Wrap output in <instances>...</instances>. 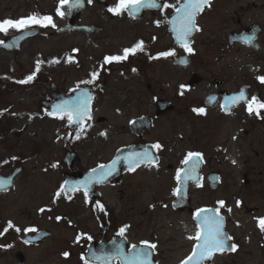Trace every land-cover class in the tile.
<instances>
[{
  "label": "flooded vegetation",
  "instance_id": "af4514ba",
  "mask_svg": "<svg viewBox=\"0 0 264 264\" xmlns=\"http://www.w3.org/2000/svg\"><path fill=\"white\" fill-rule=\"evenodd\" d=\"M95 1L99 4V0ZM100 1L104 3L103 5L105 7L108 6V2L118 3V0ZM0 2L13 3L15 0H0ZM157 2L161 5L169 4L179 6L183 0H157ZM152 9L134 16L129 12H124L123 14L130 19H140L148 15L152 19L151 26L155 29L158 28V31L164 32L168 37V43L165 49L154 50L153 53L147 56V60H145L147 63L170 62L175 68L179 67L177 66V58L185 53L181 55L177 54V50H183V48L175 43L174 33L171 31V24L169 23L176 15L175 8ZM196 23L200 31L194 32L191 36V46L193 45V38L199 34H206L213 37H219L220 35L221 38L219 40L209 41V46L212 45L214 47L216 42V45L221 50L223 48H226V50H235V55L241 54L240 52L242 51H247L249 56L253 57L252 70L254 75L245 78L243 81L237 74L240 72L238 68L236 69L237 73L231 70L234 67L233 65L223 67L221 70V78L214 77L209 81L205 80L196 72L189 74L190 76L182 86L183 90L191 91L201 85H204V87H201L203 89V95L199 102L200 104L185 109L187 114L182 112V109H178V97L176 95V99H174L171 96L158 95L154 93L155 91L152 93L136 92V94L131 96V99L120 102L117 105L111 101L112 108L110 110L111 112L113 111V115L115 113L125 119V124L121 129L123 130L122 133L126 135L127 140L114 147L107 158L95 159L94 165L83 169L76 168V165H79L80 153L82 152V149L76 144L77 138L76 134H74L76 126L69 125L67 122L68 138L62 151L61 165L64 169L61 175H55L53 182H45L44 180L27 182V187L30 189L25 190L29 193L28 198L31 199L32 204L33 195L35 197H41L46 192L47 187H51L47 191L48 201L40 205L36 203L29 205L32 207V213L28 211V216L31 218L28 224H23L15 216V218L3 217L0 219V264L4 262L6 264H84V260L81 257L87 259L89 264H124L123 260L116 255L114 241L116 243L123 242L125 256L130 255L129 249H131L132 245H137L139 248L142 241L155 243L157 248L151 256L154 264H181L191 254L195 241L188 239V237L194 236L197 231L194 213L200 208L214 210L219 207V204L207 202L194 204L192 195L195 191L201 190L202 188L214 192L222 187V171L211 168V165H220L221 163L235 164L239 160L242 161L239 156L246 150L241 149V141H235L241 137L242 133H246L248 127L264 122V109L260 110V115L258 116L255 113L249 114L245 101L234 105L230 103V98L239 95L241 91L245 93L248 101H251L252 97H256L257 100L264 103V83H261L257 79L259 76H264V0H210L209 5L197 16ZM248 36L254 37V43L252 45H246L242 42L243 38ZM166 51H175L176 55L167 58L161 57L159 59L150 58ZM186 55L190 58L189 54L186 53ZM131 60V57H129L128 60L123 62H129L131 64L133 63ZM142 64L145 63L143 62ZM191 64L192 60L190 58L187 67H191ZM112 66H116V64L104 65L105 69L100 68L97 71L100 75L93 84L79 86V89L87 90L93 96L91 102V119H87L85 122L92 120L95 126L105 125L109 121L107 116L97 115L96 111L103 107L101 101L109 94L106 90L111 88L108 86L110 81L109 76L106 78L104 75L106 72L114 73L113 69H111ZM116 82L118 83L119 80ZM171 84L173 85V80L167 82V88L171 87ZM175 85L177 86V84ZM47 88L48 95L39 105L41 107L42 103L46 104V107L42 106V108L48 119H58L49 115L50 105L48 103L56 100L54 96L68 94L72 89H76L77 87L70 88L66 91H56L55 85L48 83ZM226 98L229 101L227 109L222 107V105L226 104ZM200 108L205 110L204 113L194 111V109ZM179 114L186 115L185 117L187 118L193 117L202 120L208 119L210 114H214L217 121L231 116L232 122L237 121L236 131L231 137L235 143L231 145V148H236L237 152L232 150V152L230 151L229 157L220 159L221 151L226 155V150H228L226 147L228 145L227 140H222L219 143L212 144L213 148L211 153H207L202 142L195 138V134L197 133L199 137V133L191 126V123L175 122L177 117L171 119V117ZM131 121H136V123L132 124ZM210 122L211 119H209L207 124L210 125ZM242 123L247 128H242L240 125ZM233 127L235 128V125ZM107 132L111 133L112 130H100L97 133L95 138H98L100 144L104 143L103 138L106 136L101 135V133L107 134ZM185 139L187 143L183 144ZM211 140L214 141V137H211ZM157 143L162 145V148L159 150L151 149V146ZM145 148L152 150L154 156L158 157V165L152 167L142 165L135 171H129L127 169L120 175H111L103 182L94 183L87 200L82 190L66 191L58 199L56 198L55 194L60 190L62 185L67 188L70 185L87 180L90 176L70 174L92 170L100 165L107 164L116 157L120 150H123L125 152L124 154L128 155L132 152H140ZM189 152H199L202 154L203 159L199 175L200 186H197L196 183L192 184L191 182L188 184V204L185 208L179 209L173 205L176 200V196L173 193L178 187L176 172L184 167L182 161ZM94 154H98V152L96 150L91 151V157L95 158ZM14 168H11V170ZM149 170H153V172H149ZM9 173L0 176L7 177ZM19 176L21 175L14 176L11 186L7 190L0 191V211L13 205L5 202L4 195L13 189L15 180ZM242 178L243 183L247 184L248 179L246 174ZM145 187L148 191V198L139 202L137 201L139 197L138 193ZM114 189L118 190L121 198L132 191L134 193H132L131 197L127 196L126 203L117 205L110 200ZM259 199L263 201V198L260 197ZM60 200L69 203L63 204L62 211L65 210L64 213H60ZM240 200L236 198L233 206L225 203V208L221 209V215L225 221L224 231L227 235L233 237L230 243L238 245L237 251H225L214 254L212 260H205L204 264L241 263L242 227L244 221L246 224L248 223L241 215L238 216L237 220L236 216L233 222L230 217L234 215L235 210L241 209L244 211L245 206L242 207L243 203L237 206V201L241 202ZM72 201L74 202L70 203ZM97 204L103 205L104 211H100L97 208ZM259 207L257 206L256 208L258 213L255 211L258 215L252 219L254 220V224L251 232L254 235L253 237L249 236L254 250L253 255L256 258L264 255V231H261L259 226V221L264 219V210H260ZM229 208L232 209L231 212L227 211ZM41 209H44V211L41 212ZM155 210L158 212L168 210L172 212L171 214L173 216L186 214L189 218L186 224L187 229L181 228V232H186V236H161L157 234L159 229L157 230L156 228L150 230L148 234H144L141 224H136L134 217ZM67 211L71 213L67 214ZM52 212L58 213L53 215ZM84 214H87V216L83 219L81 217ZM57 217H61L64 220L73 218L75 223L73 236L71 239L63 242L66 248L62 249H60L61 247L58 249L57 242L53 244L54 232L56 233V228L57 230L63 228L72 230L73 226L67 222L62 228L59 225L61 219L57 221ZM148 218L151 222L154 217L150 214ZM9 222L12 223L13 228L5 231ZM64 222L66 223V221ZM125 226H127V230L122 238L118 235V232L121 227ZM16 228H19L20 231L17 232L15 230ZM27 229H35V231H27ZM172 230L174 229L172 228ZM78 236H81L79 241H77ZM89 236L91 237L90 240L87 239ZM178 245L181 248H178ZM54 249L57 251L51 253ZM181 249L183 251L179 252L178 250ZM65 253H68V256H65ZM175 254L181 255L177 258L178 260L172 262ZM255 264L260 263L255 261Z\"/></svg>",
  "mask_w": 264,
  "mask_h": 264
},
{
  "label": "rangeland",
  "instance_id": "374dc122",
  "mask_svg": "<svg viewBox=\"0 0 264 264\" xmlns=\"http://www.w3.org/2000/svg\"><path fill=\"white\" fill-rule=\"evenodd\" d=\"M116 5V2H108V6L105 7L95 0H92L91 3H88L87 0V6L81 12L78 23L97 26L99 29L92 33L84 31L59 33L57 30L65 25V19L56 14L59 0L0 2V21L17 20L30 15H47L52 16L56 25L55 28L33 26V28L39 29V34L30 38L17 52H7L0 48V175H6L13 167L22 168L21 173L18 174L21 176L16 178L13 189L4 195L5 202L13 205L0 211V219L15 216L23 224H28L31 219L28 216V211L32 213V207L29 205L46 203L48 201L47 191L51 187H47L41 197L33 195L31 204V199L28 198L29 193L25 191L30 189L27 187V182L32 180L53 182L55 175H61L64 169L61 163L62 151L68 138L67 119H48L43 108L39 105L48 95V83L54 84L56 91H66L70 88L83 86L81 81L90 79V73L101 68L102 61L106 56L122 54L123 49L133 47L141 41L144 44V52L130 56L133 63L114 62L116 66L111 67L114 73L106 72L104 75L106 78L109 76L108 86L111 88L106 89L109 94L101 101L103 107L97 110L96 114L107 116L109 121L100 126H95L92 120L85 122V130L76 140V144L82 149L79 165H76V168L83 169L94 165L98 158H107L114 147L127 140L121 129L125 124V119L121 115L115 113L113 115V111L110 110L112 108L111 101L117 105L131 99V96L136 92L152 93L155 91L154 93L158 95L171 96L174 99L177 96L178 109H182L181 111L187 114L185 109L200 104L203 95L201 87H204L201 85L191 91L183 90L182 86L190 76L189 74L196 72L209 81L214 77L221 78L223 67L233 65L231 70L236 72L238 68L240 72L236 73L243 81L254 75L253 57L249 56L247 51L235 55V50H226V48L221 50L216 42L214 47L209 46V41L219 40L220 35L213 37L199 34L193 38L191 47L194 49V53L189 55L192 60L189 68H175L170 62L147 63L145 61L147 56L154 50L165 49L168 37L164 32L158 31L157 27L155 29L151 26L152 19L148 15L140 19H130L123 13L119 16L113 15L108 9L114 8ZM16 32V30H9L7 34L0 33V41L8 39ZM177 52L178 55L185 53L184 49L177 50ZM53 61L59 62L53 63ZM37 62H41L39 72H35ZM143 62L145 64H142ZM103 68L105 69V67ZM34 72L35 79L32 82L18 83ZM170 80H173V85L171 84L172 86L167 88V82ZM185 116L179 114L171 119L177 117L175 122L191 123V126L199 133V137L196 133L195 138L202 142L207 153H211L212 144L222 140H227L228 150H226V155L221 151L220 159L229 157L232 150L237 152L236 148H231L235 142L241 141V149L246 150L239 156L242 161L239 160L235 164H212L211 168L222 171V187L214 192L202 188L194 192L192 199L194 204L207 202L218 205L219 201H224L229 206H233L236 198L241 199L242 207L245 206L244 211L235 210L234 215L230 216L233 222L236 216L237 220L241 215L248 223L246 224L243 220L240 264H255V261L264 264V255L258 258L253 255L254 250L250 242L251 238H249L254 235L251 228L254 224L252 219L258 215L257 206L261 207H259L260 210H264V122L248 128L244 123L240 124L242 128H247V131L233 142L231 137L236 131L237 121L232 122L231 116L220 121L215 119L214 114H210L209 118L205 120ZM209 119H211L210 125L207 124ZM100 130H112L111 133L107 132L103 138L104 143L101 144L98 138H95ZM211 137H214V141L211 140ZM184 141L183 144H186L187 140ZM93 150L98 152V154H94L95 158L90 155ZM5 161L8 163H4ZM54 164L56 167H52ZM149 172H153V170H149ZM245 174L248 179L247 184H244L242 180ZM132 193L134 191L121 198L118 190L114 189L110 200L121 205L127 202V196L131 197ZM138 195L137 201L139 202L147 199L146 187ZM260 197L263 198V201L259 199ZM59 202L60 213H64L65 210L62 211L63 204L69 203L61 200ZM55 213L58 212H52L53 215H56ZM70 213L67 211V214ZM171 213L168 210L148 211L144 215H136L134 220L136 224H141L144 234H148L150 230L156 228L157 230L162 229L157 232L161 236H186V232H181V228L187 229L188 216L186 214L173 216ZM150 214L154 217L151 222L148 218ZM86 216L87 214H84L81 218L84 219ZM67 222L73 226L72 230L63 228ZM59 225L63 229L57 230L56 228L53 244L57 242L58 249L60 247L62 249L66 248L63 242L72 238L75 223L73 218L70 220L61 219ZM55 251L57 250L54 249L51 253ZM180 255L175 254L172 262L178 260Z\"/></svg>",
  "mask_w": 264,
  "mask_h": 264
},
{
  "label": "snow or ice",
  "instance_id": "6c2138e0",
  "mask_svg": "<svg viewBox=\"0 0 264 264\" xmlns=\"http://www.w3.org/2000/svg\"><path fill=\"white\" fill-rule=\"evenodd\" d=\"M92 0H88V3H91ZM60 6L57 8L56 14L63 17L65 12L62 10L66 6L69 8L80 7L82 6V0H59ZM210 3V0H183L179 6H173L169 4H163L157 2V0H118L117 5L114 8L108 9L113 15L119 16L124 12H129L132 15L138 13L142 8H156V9H167L170 7L175 8L176 15L169 21L171 24V31L175 35V40L182 47L185 53L191 55L194 53V49L191 47L190 37L194 32L200 31L196 23L197 16L207 7ZM33 26H38L40 28H48L51 26L55 28L56 25L53 22L52 16H39V15H30L26 18H20L17 20L5 19L0 21V33L7 34L9 30H16L18 32H24L29 30ZM243 43L246 45H252L254 43V37L248 36L243 38ZM3 41H0V44H3ZM12 47L13 45H7ZM143 42H138L133 47L123 49L122 54L118 55H108L104 58L101 68L103 69L104 65H110L115 63H120L129 59L130 56H135L139 52H144ZM76 51V50H74ZM175 51H166L159 53L155 57H150L151 59H159L161 57L167 58L175 56ZM71 59V58H70ZM59 61H53V63H58ZM40 63L37 62L35 72H39ZM180 63H187V60H181ZM135 71V69H133ZM35 72L18 81L20 84H27L32 82L35 79ZM100 73L93 71L90 73V79L81 81L83 84H93ZM257 79L264 83V76H259ZM73 91L78 92L77 96L72 100H65L59 104H56L53 112L49 113L50 116L64 120L67 119L69 125H75L77 128L76 138H80V134L85 130V121L91 119V102L93 96L87 90L73 89ZM241 101L247 103V110L249 114L255 113L260 115V110L264 109V103H261L257 100L256 97H252L251 101L247 100L245 93L240 92L239 95L233 96L230 98L231 104H237ZM229 106V101L226 98V104L222 105L223 108L227 109ZM198 113H204V109H194ZM132 124H135L136 121H131ZM101 135H106V133H101ZM162 148V145L159 143L151 146V149L159 150ZM13 159H16L13 157ZM202 154L199 152H189L182 161V163L187 166L186 168H181L176 172V181L178 187L174 190L173 195L180 198L181 193L184 189V186L188 181H194L197 186H200V177L197 175V169L199 164L202 162ZM123 161L126 164V167L129 171H135L140 166H156L158 165V157L154 156L153 151L149 148H145L140 152H132L128 155L118 157L113 160L109 165H100L99 171L96 169L92 170L89 178L81 183L73 184L65 188L64 185L61 186L60 190L56 192V198L58 199L62 193L66 191H83V194L87 200L90 194L91 187L94 183H100L107 179V177L113 175L117 170V165ZM4 163H8L5 161ZM235 163V161H233ZM56 167V165H52ZM10 185L11 180L0 181V190H5L4 185ZM241 202L237 201V206ZM219 207L216 209L200 208L194 214V219L196 221L197 231L194 236H189L188 239L194 240L195 244L191 254L181 262V264H204L205 260L211 261L214 254L223 253L225 251L235 252L237 251L238 245L230 243L233 240V237L226 234L224 231V217L221 215V209L225 208V202L219 201ZM97 208L100 211H104L103 205L97 204ZM41 212L44 209L40 210ZM228 212H231L232 209H227ZM57 221L62 219L61 217L56 218ZM259 226L261 231H264V219L259 221ZM13 228L11 222L8 223V229ZM17 232L20 231L19 228L15 229ZM127 226L121 227L119 229L118 235L124 237ZM27 231H35V229H27ZM81 239V236L77 237V241ZM91 239V237H87ZM116 250V255L119 256L124 264H154V261L151 259L157 245L149 241H142L141 246L138 248L137 245H132L129 249L130 255L125 256L123 250V242L116 243L113 242ZM65 256H68V253H65ZM84 260V264H89V261L84 257H81Z\"/></svg>",
  "mask_w": 264,
  "mask_h": 264
},
{
  "label": "water",
  "instance_id": "95a60500",
  "mask_svg": "<svg viewBox=\"0 0 264 264\" xmlns=\"http://www.w3.org/2000/svg\"><path fill=\"white\" fill-rule=\"evenodd\" d=\"M84 7H85V4L83 2H82V6H80V7L69 8V7L66 6L63 10L65 12V17H67L70 21H69V24H68L67 27H64L63 29H60L58 32L61 33V32H64L66 30H84V31H93V30H95L96 29L95 27H89V26H83V25H75V24L72 23L73 20L70 19V14L72 13L73 10H77V12L79 13L81 10L84 9ZM37 33H38L37 30H27V31L21 32L18 35L12 37L11 39L5 41L3 44H0V48H3L4 50H6L8 52L19 51L20 48H21V45L23 43H25L30 37L35 36ZM7 45H13V46L12 47H8ZM181 60H187V63H180ZM189 62H190V60L188 58L180 57L178 59V61H177V64L181 65L183 67H186L189 64ZM77 94H78V92L72 91L69 94H59V95L54 96V98L56 99L54 101L55 104H54V102L48 103L50 105L49 112L50 113L53 112L54 107H55L56 104H59L62 101H65V100H72V99H74L77 96ZM41 106L46 107V104L42 103ZM76 132H77V128H75L74 134H76ZM124 153L125 152L123 150L118 151L116 157L113 160L117 159L118 157L125 156ZM111 162H109L108 164H105V165H109V164H111ZM200 165H201V163L199 164V168L197 169V175H199ZM186 167L187 166L184 165V168H186ZM95 169L97 171L100 170L99 167L95 168ZM126 169H127L126 164L123 161H121L117 165V170H116V172L113 175H120ZM20 170H21L20 168L15 169L10 174L9 178L0 177V181L11 180L14 175H16L18 172H20ZM91 173H92V170L86 171V172H81V173L74 172V173H72L70 175H90ZM188 182L184 186V189H183V191L181 193V197L180 198L177 197V200L174 202L173 205H174L175 208H184V206L187 205V202H188L187 184H188ZM10 185L5 184L3 187H4V189H7Z\"/></svg>",
  "mask_w": 264,
  "mask_h": 264
}]
</instances>
